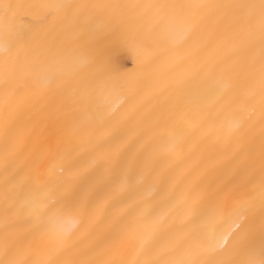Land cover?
<instances>
[{
    "label": "bare ground",
    "instance_id": "1",
    "mask_svg": "<svg viewBox=\"0 0 264 264\" xmlns=\"http://www.w3.org/2000/svg\"><path fill=\"white\" fill-rule=\"evenodd\" d=\"M0 264H264V0H0Z\"/></svg>",
    "mask_w": 264,
    "mask_h": 264
}]
</instances>
